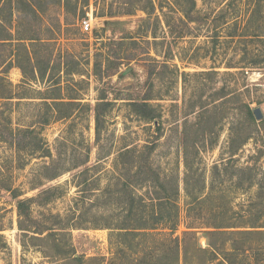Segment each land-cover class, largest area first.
Here are the masks:
<instances>
[{
  "label": "rangeland",
  "instance_id": "1",
  "mask_svg": "<svg viewBox=\"0 0 264 264\" xmlns=\"http://www.w3.org/2000/svg\"><path fill=\"white\" fill-rule=\"evenodd\" d=\"M26 1L0 0L15 37L39 38L25 40L34 58L17 47L6 71L0 46V74L11 83L0 93L12 96L0 98V264H79L62 260L66 249L85 264H118L106 227L122 222L130 189L123 184L148 194L137 186L144 174L127 170L132 157L119 153L146 143L153 151L140 159L176 193L175 235L187 229V205L209 191L196 215L218 208L217 221L262 223L264 0H194L190 10L189 0H30L38 18ZM141 99L156 108L158 130L132 111ZM246 104L260 107L262 119L250 120ZM18 129L26 148L13 143ZM18 199H30L22 229ZM202 217L193 222L214 220ZM196 238L227 250L208 264H264V234L210 237L198 229ZM248 245L254 250H232Z\"/></svg>",
  "mask_w": 264,
  "mask_h": 264
},
{
  "label": "trees",
  "instance_id": "2",
  "mask_svg": "<svg viewBox=\"0 0 264 264\" xmlns=\"http://www.w3.org/2000/svg\"><path fill=\"white\" fill-rule=\"evenodd\" d=\"M34 2V1H33ZM27 6L33 15L38 18L39 13L41 12L37 5L32 3L30 0L26 1ZM189 10L194 8V0H189ZM17 8V12H18ZM185 16H189L188 11H184ZM10 23L4 21L0 18V46L6 50V56L2 60L3 68L6 71V67L10 66L12 63V55L14 50L17 47H23L28 51V57L30 60L34 58L31 57V51L29 52L28 44L25 40H38L37 37H15L13 32L10 29ZM33 42V41H32ZM15 55V54H14ZM1 64V62H0ZM22 73L26 75V71L22 64L17 65ZM33 70V68H32ZM38 71V69H37ZM3 72V71H2ZM34 73V71H33ZM5 83L7 87L11 86V83L8 81L7 77L0 74V85ZM7 91L9 89H6ZM0 98H12V96L7 95V93H0ZM52 107H57L62 104L71 105V101H51ZM132 111L154 125L158 130V115L156 113V108L146 99H141L138 101L130 102ZM56 111V110H55ZM58 112V111H57ZM246 116L250 120H254L252 109L246 104ZM57 117L62 118L69 115L61 116L60 114H55ZM99 111L95 112V131L97 137L100 132V117ZM20 131L17 130V134L13 139V143L17 148H26L20 142ZM26 133H30L31 136L37 138V142L32 143L34 148H40L45 152L44 143L39 139L38 135L34 134V130L25 129L23 130ZM40 140V142H39ZM153 144L146 143L141 148L138 147H127L119 153V156L129 155L132 157L134 164L130 167L128 163V172L134 170L133 176L143 177L139 179L137 183L138 187L146 186V195H136L134 189L131 187V182L128 180L123 184L124 187L130 188L127 192L129 198L128 202L122 206L125 214L122 217V222L116 225H107L106 228L110 229L109 234V245L115 249L113 257L115 259H121L118 264H208L218 259L220 253H225L226 251L222 249L223 247H218L208 242L209 249L203 248L198 244L196 234L198 229H204L207 236H217V235H239V236H248L252 234H264V231H259L256 229L248 228H263L264 220L261 221L259 225H233L232 222L217 221L220 217L222 211H219L218 208L208 209L205 214L199 216L196 215V206L199 205L202 201H205L210 196V191L204 194H199L193 198L196 204H188L186 209V216L188 221L186 223V230L182 232V236L179 237L175 235V230L179 224V206L176 200V193L174 195L166 192L164 189V180L160 178L159 174L153 169L149 162L143 163L140 159L141 155L144 154L146 161L153 151ZM21 150V149H19ZM159 190H162L161 193H158ZM151 193V195H150ZM137 196V197H136ZM146 197V198H145ZM139 200V205L136 204L135 200ZM30 199H18L17 209L19 216V227L22 229L23 224L20 221V217L24 214V209L26 208V201ZM214 218L213 221H201L199 224L193 222L195 218ZM65 227H62L60 232H65ZM46 228L43 232L49 230ZM38 232V231H35ZM51 231H48L47 235L49 236ZM192 238L191 248L186 244V239ZM137 240L136 245H134ZM71 246V245H70ZM72 248V247H71ZM255 247L248 245L243 248L233 247L232 250L240 251L241 253H246L254 250ZM62 260L66 263L75 262L79 264H85L84 258L81 256H76L73 252V249H66L61 252ZM134 255V258L132 257ZM129 259L128 262L124 259ZM111 259V258H110ZM115 264V263H114Z\"/></svg>",
  "mask_w": 264,
  "mask_h": 264
},
{
  "label": "water",
  "instance_id": "3",
  "mask_svg": "<svg viewBox=\"0 0 264 264\" xmlns=\"http://www.w3.org/2000/svg\"><path fill=\"white\" fill-rule=\"evenodd\" d=\"M253 116L256 120H260L263 117L260 107H255L252 109Z\"/></svg>",
  "mask_w": 264,
  "mask_h": 264
},
{
  "label": "built area",
  "instance_id": "4",
  "mask_svg": "<svg viewBox=\"0 0 264 264\" xmlns=\"http://www.w3.org/2000/svg\"><path fill=\"white\" fill-rule=\"evenodd\" d=\"M81 27L83 30L87 31L90 27V22L88 20L81 21Z\"/></svg>",
  "mask_w": 264,
  "mask_h": 264
}]
</instances>
